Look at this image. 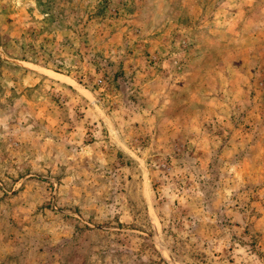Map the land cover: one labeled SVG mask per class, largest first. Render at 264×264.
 Listing matches in <instances>:
<instances>
[{
	"label": "rangeland",
	"instance_id": "rangeland-1",
	"mask_svg": "<svg viewBox=\"0 0 264 264\" xmlns=\"http://www.w3.org/2000/svg\"><path fill=\"white\" fill-rule=\"evenodd\" d=\"M140 261L264 264V0H0V264Z\"/></svg>",
	"mask_w": 264,
	"mask_h": 264
},
{
	"label": "trees",
	"instance_id": "trees-1",
	"mask_svg": "<svg viewBox=\"0 0 264 264\" xmlns=\"http://www.w3.org/2000/svg\"><path fill=\"white\" fill-rule=\"evenodd\" d=\"M140 258V257H139ZM162 260V259H161ZM142 261H140V264H141ZM162 262V261H161ZM164 263V262H163ZM164 264H167V263H164Z\"/></svg>",
	"mask_w": 264,
	"mask_h": 264
}]
</instances>
